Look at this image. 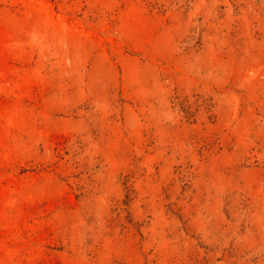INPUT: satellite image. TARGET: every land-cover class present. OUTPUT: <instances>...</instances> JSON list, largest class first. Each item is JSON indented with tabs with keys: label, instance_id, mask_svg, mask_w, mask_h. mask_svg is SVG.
<instances>
[{
	"label": "rangeland",
	"instance_id": "374dc122",
	"mask_svg": "<svg viewBox=\"0 0 264 264\" xmlns=\"http://www.w3.org/2000/svg\"><path fill=\"white\" fill-rule=\"evenodd\" d=\"M0 264H264V0H0Z\"/></svg>",
	"mask_w": 264,
	"mask_h": 264
}]
</instances>
